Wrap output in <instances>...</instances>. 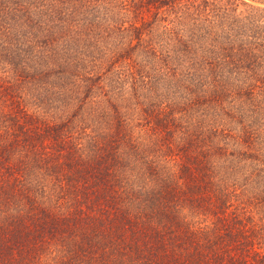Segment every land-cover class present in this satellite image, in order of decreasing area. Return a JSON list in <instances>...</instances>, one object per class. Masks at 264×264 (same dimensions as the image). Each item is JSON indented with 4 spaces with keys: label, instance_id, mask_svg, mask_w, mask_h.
Here are the masks:
<instances>
[{
    "label": "trees",
    "instance_id": "16d2710c",
    "mask_svg": "<svg viewBox=\"0 0 264 264\" xmlns=\"http://www.w3.org/2000/svg\"><path fill=\"white\" fill-rule=\"evenodd\" d=\"M0 264H264V0H0Z\"/></svg>",
    "mask_w": 264,
    "mask_h": 264
}]
</instances>
